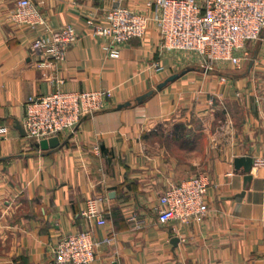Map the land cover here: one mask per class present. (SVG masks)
<instances>
[{
  "label": "crops",
  "instance_id": "1",
  "mask_svg": "<svg viewBox=\"0 0 264 264\" xmlns=\"http://www.w3.org/2000/svg\"><path fill=\"white\" fill-rule=\"evenodd\" d=\"M14 1L0 0V264H51L58 238L84 229L95 241L88 264H264V165L254 162L264 158L262 34L245 42L250 57L231 73L195 66L156 88L191 65L190 52L162 46L150 22L112 53L84 22L117 3L144 10L146 0H30L43 19L34 23L11 17ZM66 22L76 38L64 58L41 62L31 39ZM54 88H110L111 96L40 150L13 120L28 95ZM240 155L253 159L246 184L233 163ZM199 171L209 175L206 213L159 222V195ZM96 197L102 224L80 214Z\"/></svg>",
  "mask_w": 264,
  "mask_h": 264
},
{
  "label": "built area",
  "instance_id": "2",
  "mask_svg": "<svg viewBox=\"0 0 264 264\" xmlns=\"http://www.w3.org/2000/svg\"><path fill=\"white\" fill-rule=\"evenodd\" d=\"M144 5V10L137 11L117 3L105 8L99 18L87 15L84 22L93 33L107 38L112 53L118 43L143 35L153 22L162 46L195 52L204 60L205 69L212 68L215 60H230L240 66L248 53L245 42L261 34L264 37V0H146ZM11 17L29 23L43 21L30 0H15ZM75 38L74 26L66 22L36 34L29 46L41 57V62L62 60ZM110 96V88H54L44 94L28 95L20 125L31 144L58 137L63 131H72L82 116L103 108ZM4 131L5 127L0 126V133ZM254 162L264 165V158ZM208 184L207 171L171 184L159 195L158 221L187 222L203 216L208 210L205 200ZM99 200V197L86 199L80 214L102 224L105 218L97 205ZM140 225V221H134L135 227ZM94 246L89 230L64 234L53 247L51 264H88Z\"/></svg>",
  "mask_w": 264,
  "mask_h": 264
},
{
  "label": "water",
  "instance_id": "3",
  "mask_svg": "<svg viewBox=\"0 0 264 264\" xmlns=\"http://www.w3.org/2000/svg\"><path fill=\"white\" fill-rule=\"evenodd\" d=\"M253 57L254 56H252L250 58L249 63H248V67L251 66V64L253 62ZM193 67H195V66L186 65V66L180 68L179 70L168 74L163 80H161L157 83L156 88H161L162 86H164L169 81L173 80L174 78H176L180 74L184 73L187 69H190ZM154 90H155L154 88H149L148 90H146V92L135 96L134 100L136 102H141L142 100L151 96L154 93ZM128 103H129L128 101H125L123 103H119L117 105V107L126 106ZM13 127L15 129H17V131L20 133V135H23V136L25 135L23 128L21 127L20 123L17 120H13ZM58 143H59L58 137L57 136H51L47 139H41L38 142H33L32 145L34 147H36L37 149L45 150V149H50V148L55 147L56 145H58ZM233 163H234L235 168L242 167V170L244 172V184H246V182L251 177L249 171H250V169L252 167V163H253L252 157L249 155L236 156L233 160ZM175 240H176V238H175Z\"/></svg>",
  "mask_w": 264,
  "mask_h": 264
},
{
  "label": "rangeland",
  "instance_id": "4",
  "mask_svg": "<svg viewBox=\"0 0 264 264\" xmlns=\"http://www.w3.org/2000/svg\"><path fill=\"white\" fill-rule=\"evenodd\" d=\"M179 50H181V49H179ZM247 51H248V53H247L246 57L242 58L241 63H245L249 59V57H250V51L249 50H247ZM181 52L182 53H184V52H190L189 54L184 55V56H186V58L188 59V61H190L188 64H191V65H194V66H201L203 68V70H206V71L207 70H210L211 71V70H213L212 68H219V69H222V70H224V71H226L228 73H231L232 70H233L232 68L235 67V65H236V64H234L230 60H215L212 63V68L205 69V67L203 66V64L205 63L204 60L201 59L200 57H198L195 52L188 51V50H181ZM193 68H195V67H193ZM226 72H223V73H226Z\"/></svg>",
  "mask_w": 264,
  "mask_h": 264
}]
</instances>
